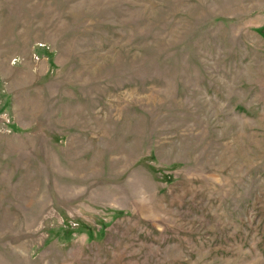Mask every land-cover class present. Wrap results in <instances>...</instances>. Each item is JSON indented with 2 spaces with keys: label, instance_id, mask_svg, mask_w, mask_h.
<instances>
[{
  "label": "rangeland",
  "instance_id": "obj_1",
  "mask_svg": "<svg viewBox=\"0 0 264 264\" xmlns=\"http://www.w3.org/2000/svg\"><path fill=\"white\" fill-rule=\"evenodd\" d=\"M0 264H264V0H0Z\"/></svg>",
  "mask_w": 264,
  "mask_h": 264
}]
</instances>
